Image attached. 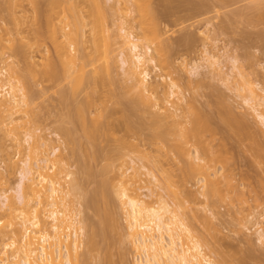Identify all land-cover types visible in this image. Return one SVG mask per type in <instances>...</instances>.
Instances as JSON below:
<instances>
[{
    "label": "rangeland",
    "instance_id": "374dc122",
    "mask_svg": "<svg viewBox=\"0 0 264 264\" xmlns=\"http://www.w3.org/2000/svg\"><path fill=\"white\" fill-rule=\"evenodd\" d=\"M49 1L0 0V66L6 71L2 80H20L16 82L26 87L23 91L31 100L8 125L12 130L3 124L4 113L0 118V192L15 188L20 159L36 152L40 156L42 142H51L59 155L51 156L55 167L47 172L56 173L64 191L72 190L71 185L66 203L79 209L78 220L94 234L95 248L80 249L85 253L82 264H134L141 257V249L134 250L126 235L124 211L112 186L116 171L142 199L150 201L145 195L156 185L153 190L179 205L212 264H264V243L255 232L264 227V121L251 107L250 92L238 90L239 71L255 92L264 87V0H59L52 17ZM58 25L66 27L60 28L65 35ZM124 26L152 49L158 67L151 70L149 81L162 74L164 83L177 84L167 107L171 110L172 102L181 98L183 118L166 117L163 110L155 116L149 104L135 107L130 102L135 94L123 87L131 83L123 75L119 34ZM66 50L73 52L71 62ZM165 94L158 93L162 98ZM83 105L86 125L99 124L95 139L76 116ZM228 116L240 125L227 122ZM188 128L196 130L194 135ZM29 130L41 138L30 143L32 151L15 144ZM195 149L203 159L200 164L210 162L208 173L218 171L219 187L211 196L204 197L199 187L201 169L188 164L186 153ZM107 165L109 171L101 174ZM134 168L139 176H132ZM105 178L112 179L107 204L99 200L98 185ZM14 213H0V229L6 232L0 234V251L10 241L8 221L20 223ZM104 213L111 219L109 229L103 227Z\"/></svg>",
    "mask_w": 264,
    "mask_h": 264
},
{
    "label": "bare ground",
    "instance_id": "6f19581e",
    "mask_svg": "<svg viewBox=\"0 0 264 264\" xmlns=\"http://www.w3.org/2000/svg\"><path fill=\"white\" fill-rule=\"evenodd\" d=\"M135 2H137V1L135 0ZM135 2H133V3H135ZM49 3H50V5L48 4L49 5L48 7L51 6L52 11L49 8L50 11H48V12H50V13L48 16H51L50 15V14H52L51 12H54L53 8L56 9V7H58L60 5V1L59 0H50ZM117 4L119 5V3H117ZM139 4H140V2H139ZM65 5L68 6L66 3H65ZM138 5H136V6H138ZM143 6H146V5H143ZM143 6L141 5V8ZM63 7H64V4H63ZM139 7H140V5H139ZM139 7L137 9H139ZM141 8H140V12H143V10ZM61 9H62V7H61ZM66 9H67V7H66ZM69 9H71V8H69ZM145 11H146V9H145ZM147 11H148V9H147ZM55 13H56V11H55ZM146 13L144 12L143 14L146 15ZM146 17L147 16H145V18ZM151 20H150V22L154 21V20H152V21ZM60 21L62 22V20H60ZM125 23L127 24V22H125ZM65 24H67V23H65ZM64 27H60L58 25L59 29H57V30H60V28L64 29ZM65 33H63V34L65 35ZM52 34L54 35L56 33L52 32ZM63 34H61V35H63ZM111 36L113 38V34H111ZM114 36H115V34H114ZM119 36L121 37L120 38L121 39V46H122L121 47V49H122L121 53L123 55L122 56L123 57L122 58V64L125 65L124 66L125 68H123L124 69L123 75L126 76V79H129V81L131 80L130 84L128 83L126 86L123 85V87H125L124 89L127 88V90L133 91V94H135L133 99H130V100H132V101H130L131 103L134 101L132 105L135 104V107H137L136 104L137 105L149 104L150 107H152L154 110L157 111V112H154V114L156 113L155 116L156 115L158 116V112L163 110V111H165L164 116H166V117L177 116L179 118H183V114H182V112L184 113V110H182L183 106H181L182 104L179 103L181 98L179 99V97L176 96L177 97L176 100L179 99V101L178 102L177 101L172 102V104H171L172 109L171 110L169 109L170 107H167L168 99H170L169 96H172L174 93L176 95V93H177V90H175V88L178 87L177 84L173 81H170L168 83H164L162 81L164 79V76H162V74L161 75L158 74V76H157L158 80L154 79V81L153 80L149 81L151 70L152 71L156 70L158 67L156 64L157 62L155 61L156 59L152 56L151 47L148 44L147 45L142 44L140 42V39L138 37H135L132 30L127 29V27H125V26L120 28ZM73 40L74 39H72V41ZM93 41H95V39ZM69 42H71V41L69 40ZM70 45H72V43L69 44V46ZM71 48H74V47L71 46ZM63 50H65V49H63ZM63 50L62 51L59 50V51L64 52ZM67 50H66V57L68 60H70L69 62H71L73 52L67 53ZM59 51H56V52H59ZM69 51H71V50H69ZM102 52H104V51H102ZM103 54L105 55L106 53H103ZM64 56H65V54H64ZM90 58H92V57H90ZM0 61H2V58L0 59ZM75 61H77V59ZM63 63H64V61H63ZM61 64L62 63H60V65ZM75 64H73V65H75ZM77 65H81V64L79 63ZM65 66H67V64ZM71 67L69 69H71ZM73 67H75V66H73ZM81 67H83V65H81ZM67 68H68V66H67ZM3 69L4 68L1 65L0 66V113H1L0 118H1V116H3L2 114L4 113V116L2 118L3 122H4V120H6V119L7 120L3 124L5 125V123H6V126H7L6 128L8 129L9 124L14 123L16 118L19 119L18 117H15V115L19 111L24 112L28 109L27 107L30 105L29 101H31V100L28 97L29 95H27L23 91V89L25 90L26 87L23 88L24 85H22V86L18 85L17 82L20 80L16 79L17 82L13 81L14 78L13 79L7 78L5 80H2L4 71H5ZM62 71H64V70H62ZM239 72H240L242 78L239 81L238 90H239V88H241V89H246L250 92V94H251L250 99L252 102L251 107H252L255 115L258 118H260V121L261 120L264 121V87H262L260 89L261 93L255 92L253 86L251 85V82H249V80L245 79V77L243 79L244 75L242 74L241 71H239ZM65 75H66V73H65ZM123 75H122V77H123ZM11 77H12V75H11ZM70 79H73V78L70 77ZM74 79L76 81L75 82L73 81V83H74L73 85H75V83L77 82V79L76 78H74ZM129 81L127 80V82H129ZM78 82L81 83V85H82V83H83L82 78H80L78 80ZM234 84H235V82H234ZM25 85H26V83H25ZM76 85H78V84H76ZM78 86H80V85H78ZM76 88H77V86H76ZM76 88L74 87L75 90H76ZM160 91L161 92L163 91L166 94L167 93L168 94L167 95L165 94L163 96L164 98H162V96L159 97L160 95H158V93ZM125 92H127L126 93L127 95L130 94V96H131L132 92L128 93L129 91H126V90H125ZM133 94H132V96H133ZM135 98H136V100H134ZM247 102H248V100H247ZM249 102H250V100H249ZM191 108H193V107H191ZM22 109H25V110H22ZM84 110H85L84 105L77 107V109L75 110L76 114H77L76 116H78L81 119L82 124H83L82 128H84V131L86 132V134H88L90 139H93L95 136V133L98 130L99 124L97 125L96 122L92 121L91 124L87 126L86 120H85L87 117L84 115V113H85ZM19 113L21 114V112H19ZM25 113H27V112H25ZM180 113L182 115H180ZM226 114H228V113H226ZM229 114H230V112H229ZM25 116H27V114ZM19 117H20V115H19ZM153 117H154V115H153ZM228 118L229 119L226 118L227 122L229 120H231L229 116H228ZM155 119L157 122V119H159V118L155 117ZM151 121H152V119H151ZM229 122H233L235 124L237 123V125L238 124L240 125V123H241L239 120H237L234 117ZM158 123H159V121H158ZM194 123H195V121H194ZM130 124H128V126ZM153 124H154V122H153ZM12 127L10 128L11 130H12ZM7 129H5V130H7ZM192 129H194V128H192ZM188 130H190V132H192L193 135H194L193 132L196 131V130L195 131L191 130L190 128H188ZM9 131L10 130H8V133H10ZM21 136H23V137L21 138L19 136V138L17 137L18 139L16 137H14V138H16L15 144L17 146L22 145V144H24V146H25V144H26L27 146L24 148H27V149L30 148V150H31V144L30 143L32 142L34 144V143H36L35 141L38 139L37 138L38 135H35V132H33V130L26 131ZM38 140H41V138L39 137ZM15 144H13V146H16ZM52 145L53 144H51V142L47 143L46 141H43L42 142L43 148H41L42 150L39 153L40 156L39 155L37 156L38 152H36V154H34V156L28 155V156L24 157L23 159H20L18 164L16 163V165H17L16 168H18L17 171H18L19 177H18L15 188L12 190L11 189H5V190L0 192V213L8 212L9 216H11L10 214L14 211L15 217L20 219V223L17 224V223H13L14 222L12 220L13 218L12 219L10 218L12 220V222H10L11 221L10 220V221H8L9 223H7L8 225H6L7 227L8 226L10 227L11 237H10V241L8 243L3 244V248L0 251V264H63V263L64 264H82V262H81L82 256H84L85 253L80 252V249L83 247V245H85L86 248H88L89 250H91L93 246H94L93 248H95L96 243L94 241L93 232H89L84 221L78 220V218H77V215H79L78 214L79 209L78 210L75 209V211H74V208L70 209L67 205L69 203H66L67 201H69V200H67L68 195L73 193V192H71L73 190V188L70 185V188L72 190L64 191L62 184L56 178V173L53 172L51 174H48V172H47V169L48 170L51 169V171L54 169V167H55L54 161L56 160L55 158H56V156L59 155V152H58L59 148L57 146H52ZM18 148H20V146ZM48 149H50L49 152H48ZM189 152L190 153H186L189 166L192 168H195V170H196V168H197V170L199 169V172L201 169V171L203 172L202 174H204L201 177L202 183L199 186L201 188V190L203 191L202 195L204 197L205 196L207 197L210 194V196H211V194H214L218 190V187H219L218 186L219 183L217 181L218 178H216L218 171H217V169H215L212 173H208L209 172L208 169H210V166H209L210 162L206 165L200 164V161L203 159L197 155V150L195 149L194 152H193V150L189 151ZM33 153H35V152H33ZM192 153H193V156L190 155ZM35 155L37 157H35ZM51 156L52 157L55 156V158L51 159ZM34 157H35V159H34ZM48 163H50V166L48 165ZM151 168L152 167H149L148 171H150ZM109 169H110V167H109V165H107L103 168V170L100 173L101 174L107 173L109 171ZM144 169L147 170V167L145 166ZM137 170H138V168H136V169L134 168V173L132 174L133 177L139 176V175H135L137 173L136 172ZM138 172L140 173V171H138ZM149 173L152 174V170ZM121 174L122 173H119L118 171H116V173L114 175V181L112 182V179H110V180H111L112 186L115 190L116 197L118 196L117 198H119L120 207L124 211V219L126 222L127 238L130 241L131 245H133L134 250L138 251L141 249L140 252H142V254H140L141 257H138L135 260L134 264H212V261L210 260L209 255H207V253H205L203 250L204 247H203V243H201L202 241L200 242L197 239L196 234L193 232L194 230L192 229V226L187 221H185V219L183 217L184 216L183 212H181L179 209V207H180L179 205L173 206L172 204H170L168 202L167 199L162 197L158 193V191H156L157 190L155 187L156 183L154 184L155 186H153V187H155L156 190L155 189L153 190L152 189L153 187H152L149 189L150 193H148V195L147 194L145 195V196L150 197L151 200L146 201V200H144V198L142 199L140 197V195L137 194L135 189L131 188L128 184H126V182L122 178ZM144 174H146L145 171H144ZM211 175L213 177H211ZM153 176H152V178H153ZM69 177H70V173H67L66 178L70 179ZM149 177H150V175H149ZM149 180H148V182H149ZM111 182L109 181V179L105 178L98 185L102 190V195L99 197V200L104 204H107V201H108L107 195H105V193L107 192L108 187H109V183H111ZM163 183H164V181H163ZM72 184H73V182H72ZM160 184H162V181ZM167 184L168 183L166 182V184L164 183V185L163 184L162 185L164 187H170V186H168L169 184L168 185ZM75 186H76V184H75ZM165 190H166V188H165ZM11 191L13 194L11 193ZM153 196H155V197H153ZM96 204H97V202H96ZM100 213H101V211H100ZM103 217H104V220L102 219L103 220L102 222L104 224L103 227L105 226L104 229H106V227L108 228L111 226V223H110V226H108L109 225L108 220L111 221V219L109 218L110 216L108 217L107 213H104ZM206 218L207 217H205V219ZM1 223H2V221L0 220V224ZM16 224L18 226H15ZM207 224H208V222H207ZM65 230L68 232H66ZM255 232L258 235V239L262 243H264V227L256 228ZM2 233H6V232L3 229H0V234H2ZM69 245H71V248H72L71 250L68 248ZM7 247L9 249H11L10 254H8L7 253L8 251L6 252V249H4ZM61 248L64 249L62 252H61V250H62ZM88 249H86V253H87ZM53 253H55V254H53ZM1 255H4V256H1ZM56 260H57V262H54ZM108 262L109 261H107V263Z\"/></svg>",
    "mask_w": 264,
    "mask_h": 264
}]
</instances>
